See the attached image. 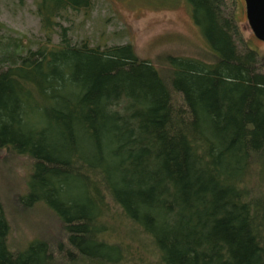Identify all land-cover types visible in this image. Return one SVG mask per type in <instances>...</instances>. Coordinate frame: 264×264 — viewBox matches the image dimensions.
<instances>
[{"label": "trees", "instance_id": "trees-1", "mask_svg": "<svg viewBox=\"0 0 264 264\" xmlns=\"http://www.w3.org/2000/svg\"><path fill=\"white\" fill-rule=\"evenodd\" d=\"M91 1L39 0L35 48L0 23V150L64 236L11 249L0 201V264H264V56L234 3L185 0L212 58L159 68L73 42L56 19Z\"/></svg>", "mask_w": 264, "mask_h": 264}, {"label": "rangeland", "instance_id": "rangeland-1", "mask_svg": "<svg viewBox=\"0 0 264 264\" xmlns=\"http://www.w3.org/2000/svg\"><path fill=\"white\" fill-rule=\"evenodd\" d=\"M39 0H0V23L5 30L35 48L45 41L37 14ZM234 3L233 15L247 45L264 56V42L257 40L247 23L243 0ZM68 27L73 42L91 45L130 44L138 58L164 67L169 56L211 60L198 28L193 24L185 0H92L86 9L69 10L56 19ZM55 34L52 42H57ZM30 162L0 150V201L9 224L11 249L44 239L50 244L64 239L58 219L42 204L23 206L19 198L26 192ZM147 264H156L149 252H142Z\"/></svg>", "mask_w": 264, "mask_h": 264}, {"label": "water", "instance_id": "water-1", "mask_svg": "<svg viewBox=\"0 0 264 264\" xmlns=\"http://www.w3.org/2000/svg\"><path fill=\"white\" fill-rule=\"evenodd\" d=\"M245 17L253 36L264 42V0H243Z\"/></svg>", "mask_w": 264, "mask_h": 264}]
</instances>
